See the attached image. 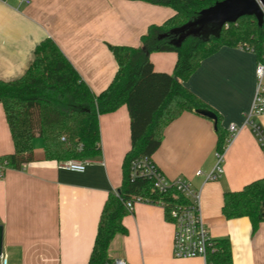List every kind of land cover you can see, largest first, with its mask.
Returning a JSON list of instances; mask_svg holds the SVG:
<instances>
[{"label": "crops", "instance_id": "0c3cea01", "mask_svg": "<svg viewBox=\"0 0 264 264\" xmlns=\"http://www.w3.org/2000/svg\"><path fill=\"white\" fill-rule=\"evenodd\" d=\"M173 14L170 7L131 0H0V80L21 77L36 44L50 38L98 94L117 70L108 45L136 47L149 25H161ZM149 59L155 71L172 73L177 55L155 52ZM256 63L252 51L224 46L203 59L184 82L220 115L226 139L229 125L241 126L251 106ZM252 122L264 135V114ZM129 123L126 106L99 115L101 157L82 173L45 160L38 137L32 143V162L4 170L0 264H87L107 196L121 185ZM216 144L213 121L184 112L165 127L151 161L166 179L183 178L200 191L203 224L212 239L228 240L231 264H264V221L252 232L247 217L226 219L221 212L224 192L264 177V152L251 127L244 126L225 150L220 177L205 182L216 163ZM13 150L0 104V156ZM198 170L202 176L195 175ZM122 224L126 234L116 235L108 250L112 264H204L201 258L173 257V225L156 204L136 203Z\"/></svg>", "mask_w": 264, "mask_h": 264}, {"label": "trees", "instance_id": "16d2710c", "mask_svg": "<svg viewBox=\"0 0 264 264\" xmlns=\"http://www.w3.org/2000/svg\"><path fill=\"white\" fill-rule=\"evenodd\" d=\"M166 6L174 14L161 25L151 24L136 47L108 45L117 70L105 89L94 94L56 43L45 38L36 44L33 60L25 73L14 80H0V104L14 150L0 156L5 169L19 170L34 160L33 139L40 138L44 159L62 164L68 160H98L101 157L98 117L126 106L129 114L130 148L123 157L122 181L109 193L100 213L87 264H112L108 250L116 235H125L124 203L132 197L157 198L148 180H131V162L146 158L159 148L165 127L184 112L205 109L216 116V150L226 133L220 115L188 90L184 82L201 61L221 47H242L259 61L264 53V22L244 16L222 28L216 36H188L179 46L171 31L194 20L199 12L223 0H131ZM155 52L177 55L172 73L158 72L149 56ZM264 177L239 191L223 194L221 212L226 219L247 217L254 232L264 221ZM208 255L212 264H231L228 240H216Z\"/></svg>", "mask_w": 264, "mask_h": 264}, {"label": "built area", "instance_id": "2783aa9c", "mask_svg": "<svg viewBox=\"0 0 264 264\" xmlns=\"http://www.w3.org/2000/svg\"><path fill=\"white\" fill-rule=\"evenodd\" d=\"M28 4L29 0H19ZM259 4L264 18V7L259 0ZM229 23L223 27L227 28ZM256 87L251 106L245 114V121L241 126L234 124L228 127V137L221 150H216V163L214 168L204 175L205 182L217 180L221 173V163L223 155L228 145L244 126H250L256 136L260 147L264 152V135L261 128L254 122L253 117L264 114V53L261 60L257 61L255 67ZM89 161L71 159L62 164L61 168L76 173L85 171ZM5 168L0 164V179ZM196 176H202V171L198 170ZM129 177L131 180H148L152 183V189L158 194L157 198L132 197L124 203L126 211L131 213L136 203L147 202L160 206L168 222L173 225L172 252L176 259L201 258L204 264H212L208 260V255L216 250V240L212 239L203 224L200 212V191L192 184L183 179L176 178L172 181L156 168L151 160L141 158L131 162L129 166ZM4 264V261H3ZM113 264H125L124 261H115Z\"/></svg>", "mask_w": 264, "mask_h": 264}, {"label": "water", "instance_id": "95a60500", "mask_svg": "<svg viewBox=\"0 0 264 264\" xmlns=\"http://www.w3.org/2000/svg\"><path fill=\"white\" fill-rule=\"evenodd\" d=\"M264 7V0H259ZM253 16L258 26L264 22L263 12L256 0H223L199 12L197 17L171 32L178 35L176 45L179 46L188 36L199 35L203 39L216 36L227 23L233 24L241 17ZM198 115L206 117L216 123L213 112L205 109L196 110ZM118 191V190H117ZM264 209V202L262 205ZM0 258H2V227L0 226Z\"/></svg>", "mask_w": 264, "mask_h": 264}]
</instances>
